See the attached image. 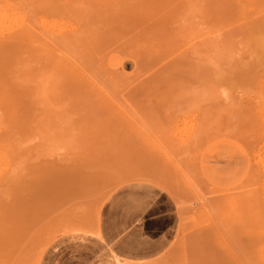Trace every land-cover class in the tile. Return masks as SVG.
Wrapping results in <instances>:
<instances>
[{"label":"rangeland","instance_id":"rangeland-1","mask_svg":"<svg viewBox=\"0 0 264 264\" xmlns=\"http://www.w3.org/2000/svg\"><path fill=\"white\" fill-rule=\"evenodd\" d=\"M42 1L1 2L0 264L262 263L264 0Z\"/></svg>","mask_w":264,"mask_h":264},{"label":"bare ground","instance_id":"bare-ground-1","mask_svg":"<svg viewBox=\"0 0 264 264\" xmlns=\"http://www.w3.org/2000/svg\"><path fill=\"white\" fill-rule=\"evenodd\" d=\"M43 1H45V2H53L54 0H43ZM42 1V2H43ZM1 2H5V0H0V50L2 51V52H4V51H7V50H12V48H13V45H15L16 44V42H17V40L20 38V35L19 34H14V33H12V31H11V29H10V31H9V28H7L6 26H5V21H6V19H8L9 17H10V15H11V12L8 10V8L6 7V6H3V5H1ZM39 2V1H38ZM37 3V2H36ZM47 4V3H46ZM73 7V6H72ZM50 8V7H49ZM53 8V7H52ZM57 8V7H56ZM41 24V23H40ZM43 24H45V23H43ZM30 24H28V26H29ZM33 25L34 24H32V25H30L31 26V28L33 27ZM39 25V24H38ZM38 25H36V26H38ZM50 25V24H49ZM27 26V27H28ZM42 26V25H41ZM51 26V25H50ZM49 26V27H50ZM41 27H39V29H40ZM53 28V27H52ZM51 28V29H52ZM33 29H35V27H33L32 28V30ZM36 29H38V28H36ZM35 29V30H36ZM38 29V30H39ZM43 29H45V28H43L42 27V30ZM34 30V31H35ZM42 30L40 29L39 31H37V32H40L39 34H41V33H43L44 34V30H43V32H42ZM47 30V29H46ZM45 30V33L47 32ZM57 30V29H56ZM70 30V29H69ZM52 31V30H51ZM74 29H73V34H74ZM49 32V31H48ZM68 32V31H67ZM72 32H71V36H72ZM50 33V32H49ZM63 34H65L66 33V31H65V33H64V31L62 32ZM61 33V34H62ZM38 34V35H39ZM42 34V35H43ZM51 34L52 33H50V34H44V37H46L45 35H48V36H50V37H53V36H51ZM57 34H59V33H57ZM67 34V33H66ZM42 35H41V37H42ZM208 35V34H207ZM212 35V34H211ZM210 35V36H211ZM66 36V35H65ZM205 36V35H204ZM210 36L208 37V36H206L205 38H204V40L202 41L201 40V42H207L208 40H209V38H210ZM58 37V36H57ZM61 37V36H60ZM60 37H59V39H60ZM48 38V41L50 40V38L49 37H47ZM62 38V37H61ZM196 38V37H195ZM214 38H215V36H214ZM42 39V38H41ZM203 39V38H202ZM54 40V39H53ZM210 40H211V38H210ZM52 40H50V42H51ZM198 41H200V39L198 40ZM46 43H48V42H46ZM54 43V42H53ZM196 43V42H195ZM195 43H193L194 45H195ZM210 43V45H208L207 44V46L209 47H211L210 49H212L213 47L215 48V46H217L218 48H219V46L217 45L218 44V42H209ZM193 45L191 44V47H192ZM190 47V46H189ZM217 48V49H218ZM221 48V47H220ZM214 50H216V49H214ZM216 52V51H215ZM4 56L6 55V54H3ZM8 56V55H7ZM7 56H5V57H7ZM1 57H3L2 55H1ZM9 57V56H8ZM4 59H7V58H4ZM169 63V62H168ZM157 72V71H156ZM139 84V83H138ZM262 100H264V97H262ZM123 103V102H122ZM125 104V103H124ZM120 105V104H119ZM118 105V106H119ZM123 105V104H122ZM126 107V106H125ZM127 108V107H126ZM121 109V108H120ZM123 109V108H122ZM125 109V108H124ZM257 110H258V113H260L261 114V116H260V123H262V125H264V113H261V112H264V102H262V106L260 105V107H258L257 108ZM125 111H127V110H125ZM179 122V121H178ZM176 123V122H175ZM174 122H173V125L175 124ZM182 123V122H181ZM186 124V123H185ZM172 125V126H173ZM178 125V124H177ZM193 126V125H192ZM181 127V126H180ZM185 127V126H184ZM189 127V126H188ZM187 127V128H188ZM190 127H191V125H190ZM195 127V126H194ZM176 128H178V127H175L174 126V128H172V129H170L169 131L167 130L166 132H168L167 133V137L170 135V131H172L171 133H172V135L174 136H172V135H170L168 138L166 137L165 139H167L168 140V145H169V143H170V146H171V141H172V143H177V145H179L180 146V144H184V142H185V137L186 136H184V139L183 138H181L182 139V141H181V139L180 138H177V139H180V140H177L176 139V137H178L177 135H178V133L180 134V132L181 131H179V130H181V129H177L176 130ZM192 129H193V127H191ZM191 128H189L190 130H191ZM169 129V128H168ZM183 129H185V128H183ZM182 129V130H183ZM198 130H199V128H197ZM185 130H183V132H184ZM189 131V130H188ZM166 132H164V133H166ZM192 132L194 133L195 131L194 130H192ZM192 133V134H193ZM184 134V133H183ZM185 134H187V132L185 133ZM189 135V134H188ZM187 135V136H188ZM180 136V135H179ZM182 136V135H181ZM192 136V135H191ZM171 137V138H170ZM190 137V136H189ZM172 138H175V140H177V141H175V140H173ZM191 138V137H190ZM171 139V140H170ZM261 141H262V144L260 145V148L258 149L259 150V152L258 153H256L255 155H254V161H255V165H257V167L259 168V174H260V179L258 180L261 184H260V187H261V192L259 191V192H255L254 190H251V192H250V200H249V205H251L252 207H254L255 206V211H256V216L258 217V218H260L261 217V215L262 214H264V213H262V212H264V129H262V131H261ZM163 141H165V140H163ZM170 141V142H169ZM175 141V142H174ZM179 142V143H178ZM187 142L188 141H186L185 142V144H187ZM160 143V142H159ZM257 174V173H256ZM135 178H143V179H145V180H150V181H153L154 183H158L160 186H163V187H165L167 190H170V188L166 185V184H164V182L162 181V180H160V179H155L154 177H146V176H137V177H135ZM135 178H131V179H135ZM153 178V179H152ZM159 181V182H158ZM219 196H221V195H219ZM247 196V195H246ZM236 197H238V196H236ZM236 197H234L233 195H231V194H226V196H225V206H226V209L224 210L226 213H224V211H220V214L222 215V217H224V219H232L233 221H235V222H237V221H242V217H243V215H242V211H240V209L244 206L243 205V203L241 202V200L240 199H237ZM103 198H105V196L103 197ZM103 200V199H102ZM102 200H101V202H102ZM100 202V203H101ZM262 203V206L261 207H259L258 205H259V203ZM100 203H99V206L95 209V211H94V214H93V217H91V218H89L88 220H86V221H84V222H82V223H79V224H75V225H68V226H66V227H64L63 229H62V231L61 232H69V231H78V232H88L89 234H91V235H94V236H97L98 238H99V233H98V229H97V218H98V211H99V207H100ZM198 203V202H197ZM199 205H200V203H199ZM203 205V204H202ZM254 205V206H253ZM261 205V204H260ZM189 209V207H179V211H182L183 213H185V212H187V210ZM228 212V213H227ZM181 216H182V214H180ZM230 215H232L233 216V218L230 216ZM229 221V220H228ZM180 226H181V219H180ZM261 233H264V230H262V232ZM54 237H51V239H53ZM50 240V239H49ZM178 241H180V243L179 244H183V253H182V255H183V257L185 258V255H184V253L186 252L185 251V243H183V242H186L187 240L184 238L183 240H182V236H180L179 238H178ZM185 244V245H184ZM47 245V243H45L44 245H43V247L41 248V249H39L38 250V253H37V255H36V257H35V260H34V264H36L37 263V259L39 258V255H40V253H41V251L44 249V247ZM259 250H261V249H259ZM262 251V250H261ZM259 253V252H258ZM262 254V253H261ZM259 255V254H258ZM262 257V260H264V256H261ZM260 258V257H259ZM257 259V258H256ZM114 260H115V263L116 264H150V262L148 263H131V262H127V261H125V260H122L121 258H119V257H117V256H115V258H114ZM258 260V259H257ZM255 263H257V262H255ZM254 263V264H255ZM258 264V263H257ZM260 264H264V261H262V263H260Z\"/></svg>","mask_w":264,"mask_h":264},{"label":"crops","instance_id":"crops-1","mask_svg":"<svg viewBox=\"0 0 264 264\" xmlns=\"http://www.w3.org/2000/svg\"><path fill=\"white\" fill-rule=\"evenodd\" d=\"M115 256H117V257H118V255L114 254V255H113V259L115 258ZM119 258H120V257H119Z\"/></svg>","mask_w":264,"mask_h":264}]
</instances>
